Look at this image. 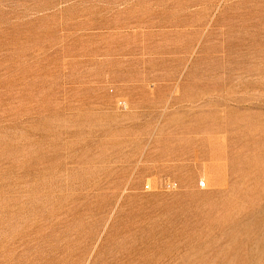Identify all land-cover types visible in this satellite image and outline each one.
Returning a JSON list of instances; mask_svg holds the SVG:
<instances>
[{"label": "rangeland", "instance_id": "rangeland-1", "mask_svg": "<svg viewBox=\"0 0 264 264\" xmlns=\"http://www.w3.org/2000/svg\"><path fill=\"white\" fill-rule=\"evenodd\" d=\"M0 264H264V0H0Z\"/></svg>", "mask_w": 264, "mask_h": 264}, {"label": "built area", "instance_id": "built-area-1", "mask_svg": "<svg viewBox=\"0 0 264 264\" xmlns=\"http://www.w3.org/2000/svg\"><path fill=\"white\" fill-rule=\"evenodd\" d=\"M204 185V184H203ZM167 186H169L170 188H172L173 186H175L172 182H168Z\"/></svg>", "mask_w": 264, "mask_h": 264}]
</instances>
